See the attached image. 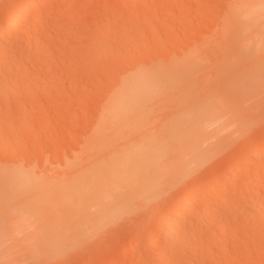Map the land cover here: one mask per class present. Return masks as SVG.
Returning <instances> with one entry per match:
<instances>
[{
    "label": "rangeland",
    "instance_id": "1",
    "mask_svg": "<svg viewBox=\"0 0 264 264\" xmlns=\"http://www.w3.org/2000/svg\"><path fill=\"white\" fill-rule=\"evenodd\" d=\"M28 2L0 0V15ZM37 2L0 38V264H264V0ZM206 116L209 140L179 138L182 117ZM146 137L160 150L116 179L119 148ZM96 188L102 208H85ZM195 189L170 245L156 222Z\"/></svg>",
    "mask_w": 264,
    "mask_h": 264
},
{
    "label": "bare ground",
    "instance_id": "2",
    "mask_svg": "<svg viewBox=\"0 0 264 264\" xmlns=\"http://www.w3.org/2000/svg\"><path fill=\"white\" fill-rule=\"evenodd\" d=\"M43 1V0H42ZM37 0H29V2L28 3H26V4H24V5H19V6H17V7H10V8H7L1 15H0V38L1 37H4L5 35H7V34H11L12 35V31H13V29L15 28V26L18 24V22H19V20L23 17V15H24V13H25V11H30V10H32L36 5H37ZM33 24H35V23H33ZM36 25V24H35ZM34 25V26H35ZM34 26L32 25L31 27H33V29H34ZM36 27V26H35ZM27 35H30L31 33H32V28H29V30H27ZM134 74V73H133ZM133 74H131V75H133ZM130 75V74H129ZM129 75H127L128 77H126V78H128V79H126L125 78V76L121 79L122 80V83L121 82H119L118 84H120V85H118L117 87L118 88H116L115 89V94L113 93V99H114V101H115V103H113V105H114V108H115V110H114V108H113V111H114V113H116L115 111H117V114H116V116L115 117H117L118 118V116L119 117H121L120 115H122V114H119L120 112L122 113V112H124V110L126 109V107L128 106V104H130L129 106H130V109H131V103H134V101H132V100H135V99H130V97L128 98V96L131 94L132 95V93H130L129 91L131 90V87H135L136 88V86H137V84H136V79H134L133 78V76H131L130 75V77L131 78H133L134 79V81L133 80H130L131 78L129 77ZM135 77V76H134ZM124 78L126 79V80H124ZM120 80V81H121ZM133 81V82H132ZM131 82H132V85H131ZM135 82V83H134ZM133 85H136V86H133ZM132 88V89H133ZM139 90V93H136L135 92V94H134V90L135 91H137V89H133V94H134V96L135 95H137V94H140V92L142 91L140 88H138ZM141 90V91H140ZM127 91V92H126ZM137 91V92H138ZM129 92V93H128ZM125 93V94H124ZM126 93H128V94H126ZM125 95H126V97H125ZM128 95V96H127ZM136 97H139L138 95L136 96ZM135 97V98H136ZM123 98H124V100H126V102H128V100L127 99H129V101H130V103H128V104H126L127 106L125 107V109L124 110H122V108H124V106H125V102L123 103ZM126 98V99H125ZM132 98H134V97H132ZM138 98H136V100H137ZM113 101V102H114ZM116 104V105H115ZM123 104V105H122ZM134 105V104H133ZM132 105V106H133ZM128 106V107H129ZM129 109V108H128ZM209 113V112H208ZM213 114H214V112H212ZM212 113H210V114H207V116L208 115H211ZM118 115V116H117ZM201 117V118H193V119H191V121H189L190 119H188L187 121H189L188 123H189V125H188V123H187V121L185 122H181L182 121V119H183V117H182V119L180 120V122L179 123H181V125H179L178 124V129L180 130V132L182 131V136H181V134L179 135L180 137V139L182 138V137H184L185 136V139H187L188 140V138H190V137H193L192 139H193V141H194V139L196 140L197 139V141L199 140V141H201V142H203L205 139H207V138H210L209 136L210 135H208V137H207V135H205V137H203V135H204V132L202 131V134H201V130H203L202 128H203V125L205 124V123H207V125L209 126V122H211V121H213L214 120V118L216 117V116H214V115H212V116H214V118L212 119V118H208V117ZM211 116V117H212ZM185 118V117H184ZM180 119V118H179ZM187 119V118H186ZM177 120V119H176ZM184 120V119H183ZM217 120V118H215V120H214V124H216L218 121H216ZM219 120V119H218ZM177 123V121H174V125H177L176 124ZM213 122H211V124H212ZM183 124V125H182ZM210 124V125H211ZM206 125V124H205ZM204 125V126H205ZM182 127V130H181V127ZM187 129H185L186 130V132H184V127ZM202 127V128H201ZM169 128V127H168ZM171 128H174V126L172 125V127L170 126V128L169 129H171ZM177 128V127H176ZM122 128H120L119 130H121ZM168 129V130H169ZM217 130V129H216ZM178 133H179V131H177ZM183 132L184 133H186V134H188L190 137H188V135L186 136V134H183ZM168 133V132H167ZM207 134V133H206ZM168 135V134H167ZM184 135V136H183ZM201 136H202V138H204V140L202 141L201 140ZM188 137V138H187ZM179 138H177V140L179 139ZM184 138H183V140H185ZM192 139H190L191 141H189L190 143H188L189 144V146H191V144H193L192 143ZM145 140V138L143 139V141ZM183 140H181V142L183 141ZM207 140H209V139H207ZM206 140V141H207ZM142 141V140H141ZM140 141V142H141ZM155 140H153L152 141V139H150L149 140V138H147L146 137V141L145 142H143V144H140L139 142L137 143L138 144V146H133L132 147V149H131V147H129L128 146V149H126V150H123V152H122V149L124 148V145L122 146V147H120L119 149H121L119 152H118V150H117V154H119L118 156V158L117 159H114V160H112V162H110V166H109V169H111L112 171H114L115 173H114V176L116 175V174H118L117 176L118 177H120V175L121 174H119V173H122V171H121V169L123 170V167H128L129 165H133V167H132V170L133 171H140V169L142 168V164H145L144 162H145V159H146V157L150 154V152H152V150H160V148L162 147V146H160L159 148H158V144L160 143L159 141V143L157 144L156 142H154ZM197 141H194L195 143H194V145L196 144V143H198ZM201 142H199V143H201ZM142 143V142H141ZM204 143V142H203ZM187 144V145H188ZM157 145V146H156ZM186 145V146H187ZM200 145H202V144H200ZM199 145V146H200ZM183 146V145H182ZM185 145H184V147H186ZM189 146H187L188 147V152L190 153V151L189 150H191V148L192 149H197V148H195V146L193 147V145H192V147L189 149ZM157 147V148H156ZM184 147H182V148H184ZM131 149V150H130ZM186 150H187V148H186ZM198 150V149H197ZM264 150V146L262 145L261 146V148H259V150H257V152L255 151V154L256 153H259V152H262ZM125 151V152H124ZM184 151H185V148H184ZM182 151L181 153L182 154H186L187 153V151ZM199 151H201L200 150V147H199ZM209 151L207 150V151H205L203 154H205V153H208ZM178 153H180L179 151H178ZM180 153V154H181ZM188 153V154H189ZM196 153H198V152H196ZM181 154V155H182ZM191 155H193L192 154V151H191V153H190ZM201 154V153H200ZM181 155H180V157H181ZM194 155H195V152H194ZM177 156V155H176ZM196 156L197 157H195V156H190V157H195L194 158V160L193 161H197L198 159H200V157L202 158V155L200 156L199 154H196ZM198 156H200V157H198ZM205 156V155H204ZM177 157H179V156H177ZM177 157L175 158V159H177ZM182 157H183V155H182ZM179 159V158H178ZM182 159V158H181ZM178 162V161H177ZM183 162H178V164H179V168H181V166L184 164H182ZM182 164V165H181ZM181 165V166H180ZM121 172H120V171ZM116 171H118V172H116ZM237 175V173L236 174H231V176H230V180H231V178H234L235 176ZM117 176H115V178L117 179ZM123 177V176H122ZM262 177H263V175H261V176H259L258 177V180L257 181H261L262 180ZM121 178V177H120ZM150 179V178H149ZM150 181V180H149ZM149 181H147V182H149ZM211 181V180H210ZM151 183V182H150ZM210 183V182H209ZM211 183H213V182H211ZM233 183V182H232ZM232 183H230V181L229 182H227V183H223V184H221V185H218L217 186V190L218 191H221V190H223V189H230V187L232 186V185H234V187H235V184H232ZM152 184V183H151ZM143 185V184H142ZM146 185V184H145ZM148 185H149V183H148ZM148 185L147 186H145L144 187V185H143V187H142V192H143V190H150V187H148ZM212 185V184H211ZM113 185H111V186H108V188H109V192L110 191H112L113 190V187H112ZM149 186H151L152 187V185H149ZM206 187H209L208 189H206L207 191V193L205 192V195L203 196V198L204 199H202V201L204 200L205 202L207 201V200H205V199H212V198H215L214 197V195H213V191L214 190H212L211 189V187H210V185H208V186H206ZM233 187V186H232ZM118 188V187H117ZM152 189V188H151ZM96 191L94 192V191H92V192H94V194H95V197H94V202H93V198H92V195H90V197H91V199H90V202L88 203V201H89V199L87 200V203L86 202H84V200H85V197H83L82 198V196H86V194L85 195H81V198H80V196H79V200H81V202L82 203H80V201H78V205H76L77 206V208L76 209H78L79 211L81 210V209H79L81 206H82V208L84 209V206H85V208H86V205L88 206L87 208H89V206L90 205H92V207H96L95 205L97 204L98 205V207H101L99 204H101V202H100V200H99V202H97L98 200V197L100 196L99 194H98V189L96 188L95 189ZM134 190H135V188H134ZM134 190H132V191H134ZM137 190V189H136ZM196 190V189H195ZM217 190H215V191H217ZM131 191V190H130ZM132 191H131V193H132ZM137 191H140V190H137ZM140 191V192H141ZM80 192V191H79ZM147 192V191H146ZM49 193V192H48ZM53 193V192H52ZM59 193V192H58ZM88 194H92L91 193V190H90V193H87V195ZM93 194V195H94ZM99 196H98V195ZM134 194H136V193H134ZM140 193H138L137 195H139ZM45 195H47L48 196V194H45ZM50 195H52V194H50ZM40 197H44V196H40ZM39 197V200H41V202H45L46 201V196L44 197L45 199H43V198H40ZM87 197H89V196H87ZM89 197V198H90ZM128 198V197H127ZM202 197L200 196V190L198 191V190H196V191H192L191 193H188V194H186L184 197H183V199L181 200V201H176V203L172 206V207H170V208H168L165 212H164V214H162L159 218H158V220H157V222H156V229H157V231H160L158 234H160L161 232H163V236H165V237H167V238H171V243H170V245H173V241H174V239L175 240H180V239H183V238H185V236L186 235H180V236H174L175 234L174 233H178V232H174L175 230H176V227H177V225L180 223V221L183 219V217H184V215H186V213H185V211H187L186 209H188L187 207L188 206H190L191 204H192V202H195L196 200L198 201L199 199H201ZM47 199H49V198H47ZM84 199V200H83ZM95 199L97 200L96 202H95ZM100 199H101V197H100ZM115 199V198H114ZM216 199V198H215ZM43 200V201H42ZM83 200V201H82ZM48 201V200H47ZM46 201V202H47ZM203 201V202H204ZM211 201H214L213 199L211 200ZM216 201V200H215ZM83 202L85 203V204H83ZM91 202H93L92 204H91ZM204 202V203H205ZM80 203V204H79ZM95 203V204H94ZM99 203V204H98ZM208 204L210 203V200L207 202ZM207 203H205V204H207ZM84 206H83V205ZM205 204H204V210H202L203 211V213H207V210H208V207H207V205L205 206ZM102 205V204H101ZM80 206V207H79ZM103 206V205H102ZM91 207V206H90ZM97 207V208H98ZM207 207V208H206ZM210 207H212V206H210ZM214 207V206H213ZM96 208V210H98ZM102 208V207H101ZM203 209V208H202ZM211 208H209V210H210ZM100 210V209H99ZM98 210V212H100ZM190 211V210H189ZM189 211H188V219H191V220H188L187 221V228L185 229V232H186V230H188V225L190 226L189 228H191L192 226H193V221H196L197 220V218H196V216H198L200 213H202V211L201 210H196V211H192V212H190L189 213ZM98 214H100V213H98ZM208 215V213L207 214H201V216H199V218H205L206 216ZM187 217V216H186ZM196 219V220H192V219ZM189 222V223H188ZM193 223V224H192ZM192 225V226H191ZM14 230H16V229H14ZM38 231L36 232V233H40V231H41V233H42V231H44V230H42V228L39 230V229H37ZM190 230V229H189ZM6 231V230H5ZM4 231V232H5ZM8 231H10V230H8ZM17 231V230H16ZM15 231V232H16ZM19 231V230H18ZM17 231V232H18ZM183 231V230H182ZM4 232H1V233H4ZM7 232H5V235H3V238H4V236H7V234H6ZM35 233V232H34ZM35 233V234H36ZM40 233V234H41ZM181 234L183 233V232H180ZM14 233L12 232V234H10V236H9V234H8V238H10L12 235H13ZM34 234V235H35ZM44 234V233H43ZM184 234H186V233H184ZM177 235V234H176ZM178 235H179V233H178ZM2 235H0V238L2 239V237H1ZM6 237V238H7ZM14 237V236H13ZM13 237H11V238H13ZM35 237H37V235H35ZM8 238H7V240H8ZM1 239H0V242H3V241H1ZM14 239V238H13ZM12 240V239H11ZM5 241H6V239H5ZM139 247V244L137 243V244H133V245H131L127 250H126V252L125 253H131V252H133L134 250H136L137 248Z\"/></svg>",
    "mask_w": 264,
    "mask_h": 264
}]
</instances>
